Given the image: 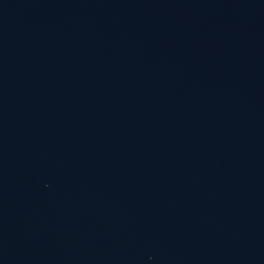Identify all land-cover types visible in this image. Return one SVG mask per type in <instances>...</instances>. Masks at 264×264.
<instances>
[{
    "label": "water",
    "instance_id": "95a60500",
    "mask_svg": "<svg viewBox=\"0 0 264 264\" xmlns=\"http://www.w3.org/2000/svg\"><path fill=\"white\" fill-rule=\"evenodd\" d=\"M0 264H264V0H0Z\"/></svg>",
    "mask_w": 264,
    "mask_h": 264
}]
</instances>
